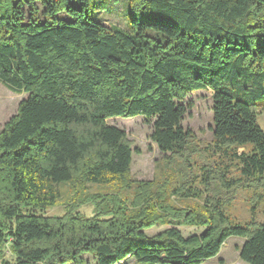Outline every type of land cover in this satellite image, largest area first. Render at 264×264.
Here are the masks:
<instances>
[{
	"label": "trees",
	"instance_id": "trees-1",
	"mask_svg": "<svg viewBox=\"0 0 264 264\" xmlns=\"http://www.w3.org/2000/svg\"><path fill=\"white\" fill-rule=\"evenodd\" d=\"M129 2L126 31L95 21L90 0H0V83L27 96L0 132V264H203L233 237L245 239L243 262L264 264V223L233 221L219 199L193 217L166 183L140 182L132 200L111 197L92 217L76 206L46 215L69 183L131 188L132 146L110 120L142 117L163 160L184 159L188 97L207 90L212 150L240 172L225 166L219 180L228 190L264 183V0ZM238 80L249 101L232 92ZM181 219L203 233L146 234Z\"/></svg>",
	"mask_w": 264,
	"mask_h": 264
},
{
	"label": "rangeland",
	"instance_id": "rangeland-1",
	"mask_svg": "<svg viewBox=\"0 0 264 264\" xmlns=\"http://www.w3.org/2000/svg\"><path fill=\"white\" fill-rule=\"evenodd\" d=\"M92 18L106 27H118L130 31V2L129 0H90ZM245 83L238 80L230 86L235 96L242 101H249L251 93L245 90ZM27 96L12 92L0 83V132L17 114L19 104ZM193 102L194 108L186 116L183 126L194 136L188 153L184 159L164 161L163 155L157 145L151 140L152 127L142 117L135 119L116 118L109 124L125 131L133 150L132 166L129 175L131 188L124 189L121 185L113 186H82L77 183H69L60 187V198L56 206L47 211L49 217H61L70 206H76L78 211L87 217L95 216L105 208L106 201L117 196L133 199L137 185L140 182L154 183L157 187L166 183L162 188L170 196V203L175 208L195 217L204 214L206 200H222L225 212L230 218L240 224L255 221L264 223V183H250L239 185L231 190L226 189L218 176L223 175L224 167L230 169L229 175L235 178L240 176L239 165L234 162L226 165L220 155L213 152V92L211 90L196 92L188 97ZM259 102V101H257ZM258 123L264 132V103L259 105ZM247 151L252 145L246 146ZM243 153L244 149H239ZM233 163V162H232ZM206 170L215 172V178H207ZM158 188V187H157ZM161 188V189H162ZM174 188H179V194H171ZM191 188V189H189ZM188 190L198 197L188 198ZM94 199L93 202L88 200ZM110 204V203H109ZM102 214V213H101ZM188 215V216H189ZM182 220V219H181ZM183 224L162 225L157 224L146 231L149 236H155L171 228L178 229L184 237L200 235L201 227L189 224L182 220ZM245 243V239L233 237L223 246L221 252L203 264H247L240 259L239 250ZM87 264H95L90 256H86ZM123 264H138L134 259H129Z\"/></svg>",
	"mask_w": 264,
	"mask_h": 264
}]
</instances>
